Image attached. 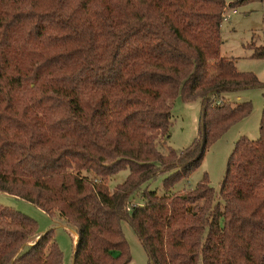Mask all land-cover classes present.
Instances as JSON below:
<instances>
[{
  "label": "trees",
  "instance_id": "1",
  "mask_svg": "<svg viewBox=\"0 0 264 264\" xmlns=\"http://www.w3.org/2000/svg\"><path fill=\"white\" fill-rule=\"evenodd\" d=\"M246 1L0 0V192L74 229L73 264H127L123 219L147 264H264V107L218 192L206 174L172 190L250 113L223 94L264 87L220 52L224 11ZM247 46L264 58L263 43ZM178 95L200 101L183 148L166 141ZM162 173L159 193L149 183ZM36 231L0 204V264H63L53 227Z\"/></svg>",
  "mask_w": 264,
  "mask_h": 264
},
{
  "label": "rangeland",
  "instance_id": "2",
  "mask_svg": "<svg viewBox=\"0 0 264 264\" xmlns=\"http://www.w3.org/2000/svg\"><path fill=\"white\" fill-rule=\"evenodd\" d=\"M224 13H228L229 17L223 19L220 25L221 54L233 56L238 70L252 72L264 82V58L251 57V49L247 46V43L252 41L255 44H264V0L238 3L234 7H228ZM223 95L234 101L249 100L252 105L250 113L231 125L207 147L200 165L188 177L178 180L172 188L173 191L193 187L206 174L209 184L218 192L228 157L237 138L241 135L252 139L259 136L260 118L264 107V87H250L226 92ZM199 114V98L185 102L178 95L173 100L172 123L166 141L176 148L187 146L197 135ZM82 173L89 177L93 176L92 172L82 171ZM127 173L128 168H122L110 175L107 179L109 187L113 188L118 182L124 180ZM165 174H159L151 180L149 188L162 193V178ZM0 204L13 207L33 217L37 221L36 232L39 234L53 227V235L63 252V264H73L75 236L72 234V228L64 227L56 219L58 214L51 216L28 200L3 192H0ZM121 224L131 255L127 264H147L146 251L131 224L126 219H123Z\"/></svg>",
  "mask_w": 264,
  "mask_h": 264
},
{
  "label": "crops",
  "instance_id": "3",
  "mask_svg": "<svg viewBox=\"0 0 264 264\" xmlns=\"http://www.w3.org/2000/svg\"><path fill=\"white\" fill-rule=\"evenodd\" d=\"M2 193V192H1ZM3 193H5V192H3ZM73 230V233L75 234V237H74V239H73V242L75 241L76 242V239H77V232L74 230V229H72ZM71 232V231H70ZM73 237V236H72Z\"/></svg>",
  "mask_w": 264,
  "mask_h": 264
},
{
  "label": "built area",
  "instance_id": "4",
  "mask_svg": "<svg viewBox=\"0 0 264 264\" xmlns=\"http://www.w3.org/2000/svg\"><path fill=\"white\" fill-rule=\"evenodd\" d=\"M223 17H224L223 19H227L229 17L228 13H226V14L224 13Z\"/></svg>",
  "mask_w": 264,
  "mask_h": 264
},
{
  "label": "bare ground",
  "instance_id": "5",
  "mask_svg": "<svg viewBox=\"0 0 264 264\" xmlns=\"http://www.w3.org/2000/svg\"><path fill=\"white\" fill-rule=\"evenodd\" d=\"M73 234V236H75V234L74 233H72Z\"/></svg>",
  "mask_w": 264,
  "mask_h": 264
}]
</instances>
